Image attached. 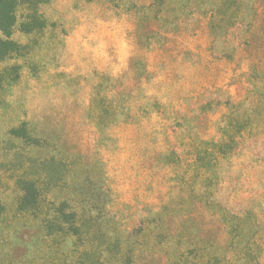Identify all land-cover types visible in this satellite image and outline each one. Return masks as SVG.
<instances>
[{
  "label": "rangeland",
  "instance_id": "1",
  "mask_svg": "<svg viewBox=\"0 0 264 264\" xmlns=\"http://www.w3.org/2000/svg\"><path fill=\"white\" fill-rule=\"evenodd\" d=\"M151 1L51 0L40 7L53 24L23 61L19 80L0 90V264H105L98 254L109 236L114 243L124 229L140 227L132 264H188L198 243L231 247L227 214L244 222L240 247L254 233L252 253L264 263V0H252L247 21L212 49L196 1L181 8L170 2L160 17L144 19L140 6ZM230 119L243 122L238 146L197 175L193 145L220 139ZM22 121L49 146L9 133ZM170 148L178 165L164 164ZM50 155L77 160L62 170L63 187L46 192V181H38L39 199L74 204L89 187L99 205L97 224L83 227L75 249L72 238L46 235L17 209V179L38 177L39 159Z\"/></svg>",
  "mask_w": 264,
  "mask_h": 264
},
{
  "label": "trees",
  "instance_id": "2",
  "mask_svg": "<svg viewBox=\"0 0 264 264\" xmlns=\"http://www.w3.org/2000/svg\"><path fill=\"white\" fill-rule=\"evenodd\" d=\"M50 1L0 0V90L19 80L23 61L31 59L33 50H35L34 45L45 34V30L52 26L53 23L49 21L40 9L42 5ZM173 1L176 0H152L147 5L140 6L141 14L144 19L160 17L168 7L167 5ZM188 1L178 0L177 5L179 8L184 7V3ZM194 1L197 2L201 13L207 16L208 25L213 36L211 49L215 47V41L218 42L223 35L235 28L239 22L242 20L247 21L246 18H248L253 6L252 0L248 1V3H244L242 0ZM245 9H248V11L244 12ZM247 24L249 25L250 21ZM16 32L24 37L31 38L33 44L30 45L28 42H21L15 39L13 35ZM155 104L157 112L162 114L159 105ZM143 110L144 108H142ZM126 116L129 117L128 114ZM27 125L25 121H22L19 125L11 127L9 133L15 137L22 138L29 145L48 147L49 144L44 142L38 135L31 133ZM242 126L243 122L238 119H230L221 125L222 137L220 139L201 138L199 143L193 145V159H191L193 172L197 175L199 173L209 174L212 167L218 165L222 157L233 153L239 144L237 135L241 132ZM76 160V156L70 158L61 155L56 160L52 155L42 157L39 159L41 172L38 177H19L17 179V185L23 191L17 200L19 213L23 216H25V212L29 213L31 215L30 218L38 221L44 228L46 235H58L63 242H69L70 238H72L71 248L73 249L76 248L77 241L81 242L83 240L81 238L82 230L86 231L83 227L87 226L90 229L93 224H97L98 215L94 211L99 210V205L97 206L94 203V190L88 187L85 196L75 199L74 204H71L69 201L71 198L69 200L66 198L60 200H55L54 198L39 199L40 193L37 183L38 181L41 183L46 181V190H44L46 192L63 187L66 185V180L64 175L61 174L62 170L67 169L68 164L70 165ZM28 161L33 163L35 159L29 157ZM180 161L181 158L174 148H170L165 152L164 164L178 165ZM85 179L88 180L90 186L89 182H91L92 177L90 178L87 175ZM206 179H209V177H206ZM4 209V204L0 200V217ZM224 219L233 235L231 247L228 250L219 251L216 248H212L209 243H198L192 247L195 249V255L188 264H237L235 261L236 255L243 260L242 264L250 261L253 264H262L252 253L254 233H250V237L248 234L245 240H241L242 246L240 247L237 239L242 232L244 222H236L238 215L232 214L225 215ZM128 230L127 228L124 229L119 237L113 238L116 241L114 243H110L109 239L111 238L109 236L107 245L98 254V257H102V261L106 262L105 264H132V252L140 242L137 239V234L143 228L140 227L138 233ZM158 236L159 233L153 235L154 239ZM111 245H114L115 248H110ZM85 250L89 249L86 248ZM81 254H85L84 256L87 258L89 257L86 251L84 253L81 251ZM246 255L251 256L247 262H245Z\"/></svg>",
  "mask_w": 264,
  "mask_h": 264
}]
</instances>
